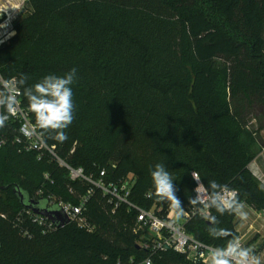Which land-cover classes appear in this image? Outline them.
<instances>
[{"label":"trees","instance_id":"obj_1","mask_svg":"<svg viewBox=\"0 0 264 264\" xmlns=\"http://www.w3.org/2000/svg\"><path fill=\"white\" fill-rule=\"evenodd\" d=\"M29 5L16 35L0 49L2 76L26 74L31 85L59 75L48 41L53 33L58 52L75 57L76 68L94 77L123 118L111 152L101 147L94 128L75 145L57 146L60 159L95 178L105 169L106 181L116 183L125 179L131 149L144 139L192 196L196 170L205 186L208 180L227 184L244 204L264 212V189L250 171L264 149V0H29ZM18 47L24 50H13ZM73 95L77 98V90ZM22 103L26 108L23 97ZM17 130L12 121L0 129V264H142L149 253L133 233L136 213L122 206L112 214L100 191L84 211L94 233L73 223L44 233L27 218L19 193L40 204L54 198L77 206L88 184L71 181L69 171L48 155L39 161L35 153H20ZM44 139L50 147L56 143ZM144 189L135 185L131 192L139 208L168 204L147 198ZM211 214L219 227L238 236L235 215L221 216L215 209ZM208 224L194 218L187 231L223 246L226 241L209 236ZM152 264L190 263L163 252Z\"/></svg>","mask_w":264,"mask_h":264},{"label":"clouds","instance_id":"obj_2","mask_svg":"<svg viewBox=\"0 0 264 264\" xmlns=\"http://www.w3.org/2000/svg\"><path fill=\"white\" fill-rule=\"evenodd\" d=\"M9 8L19 11L10 3L0 4V16ZM10 20L11 17L0 23V29H7ZM14 35V31L7 34L8 38ZM0 43L3 41L0 40ZM77 71L78 69L74 67L62 76L48 74L31 85L28 84L29 77L26 74L10 79L0 76V129L6 126V122L11 117L24 114L20 100L22 96L27 101V113L34 118V122L27 121L19 129L23 136L28 139L36 138L41 142L45 137L64 142L67 139L65 130L75 118L72 85L77 78ZM150 176L153 191L148 193L149 197L154 195L159 201L167 202L174 211L175 217L182 218L185 207L176 195L174 178L165 164H156L150 171ZM191 177L196 182L193 189L195 195L188 198L189 205L194 210L193 214H198L209 222L207 231L210 237L226 241L223 246L207 249L206 264H264V260L256 254L253 247L245 246L239 236L219 227V219L211 214L210 210L215 209L221 216L227 213L241 220L247 219L248 214L237 191L215 180H208L205 186L200 173L196 170L191 172ZM142 264H152V261L146 258Z\"/></svg>","mask_w":264,"mask_h":264},{"label":"built area","instance_id":"obj_3","mask_svg":"<svg viewBox=\"0 0 264 264\" xmlns=\"http://www.w3.org/2000/svg\"><path fill=\"white\" fill-rule=\"evenodd\" d=\"M5 3H10L12 6L17 7L19 11L9 8L4 15L0 16V23H4L11 17L9 27L7 29H0V40L3 41V43H0V49L8 44L16 35L15 25L21 20L20 16L25 12L26 4L29 5V0H0V4ZM13 31L15 35L8 38V32ZM0 76H2L1 71ZM20 100L24 114L9 119V121L18 124L14 143L19 146V152L35 153L39 161L48 155L61 167L69 171L71 181H82L88 184L86 194L82 196L77 206L64 202L56 203L54 198H49V207L58 206L66 215L69 223L75 224L79 229L85 230L88 233H94L95 226L89 223L84 217V211L90 198L96 191H100L103 196L107 197L109 204L113 206L112 214L122 206H125L128 211H134L136 213L133 233L138 237V246L148 251V258L151 261L152 257L156 254L174 252L184 256L190 264H206L208 259L207 249L214 246L203 243L188 233L187 224L194 218H201L198 214H193L194 210L192 207L185 210L184 216L180 219L175 217L174 211L170 208L169 204L166 206L154 205L150 210H145L130 201L131 192L134 187L131 180L123 179L116 183L112 181L107 182L106 178L108 173L105 169L100 171L98 178H95L93 175H85L82 168L74 169L70 167L58 157L55 148L50 147L45 139H43V142L36 138L28 139L19 131L25 122L32 121L30 113H27V109L23 107L22 96ZM73 152L74 149L71 153ZM147 198H150L149 195H147ZM244 206V210L248 216L244 220L236 216V232L245 246H251L256 250V247L252 246V243L257 239L259 241L257 245L260 242H264V212H259L247 204H244ZM25 212L27 218L34 224L40 226L44 233H51L57 229L48 218L37 215L31 210H26ZM21 216L23 217V215ZM1 217L6 218L4 215H1ZM23 235L31 238L27 230H23Z\"/></svg>","mask_w":264,"mask_h":264},{"label":"rangeland","instance_id":"obj_4","mask_svg":"<svg viewBox=\"0 0 264 264\" xmlns=\"http://www.w3.org/2000/svg\"><path fill=\"white\" fill-rule=\"evenodd\" d=\"M29 12L30 7L26 4V10L20 16L21 19L28 15ZM48 41L50 42L51 59L57 64L59 76L64 75L74 67L76 68L74 56H65L58 52L55 34L48 33ZM13 50L21 52L24 48L18 47ZM13 50H5L4 53H9ZM77 69V78L72 85V89L74 91L77 90V98L73 95L75 118L69 128L65 130L67 139L64 142L55 140L56 143L52 147L57 149L59 146L62 148L75 145V143L80 142L81 139L96 128L98 130L97 133L103 139L102 144H100L101 147L111 152L116 137L122 130L123 118L112 108L107 94L100 91L94 77L87 72L81 71L78 66ZM253 125H255V122H253ZM261 135L264 140V130ZM158 163L164 164L154 151L150 142L143 139L133 146L126 159L125 167L128 169V172L125 179L131 180L133 185H136L138 188L144 186V192L150 193L153 191L150 171ZM105 164L109 165L108 162H105ZM166 168L168 167L166 166ZM250 171L264 189V149L250 165ZM175 186L177 188L176 195L185 203L184 205L187 208H191L192 206L189 205L188 198L192 195L184 191L180 185L175 183ZM258 243L259 241L257 239L252 243V246L256 247V254L264 260V242H260L257 245Z\"/></svg>","mask_w":264,"mask_h":264},{"label":"water","instance_id":"obj_5","mask_svg":"<svg viewBox=\"0 0 264 264\" xmlns=\"http://www.w3.org/2000/svg\"><path fill=\"white\" fill-rule=\"evenodd\" d=\"M18 196L25 209L31 210L37 215H41L48 218L50 221L53 222L56 228H62L69 223V220L67 219L66 215L58 206L49 207L47 203L40 204L27 200L25 196L21 193H19Z\"/></svg>","mask_w":264,"mask_h":264}]
</instances>
